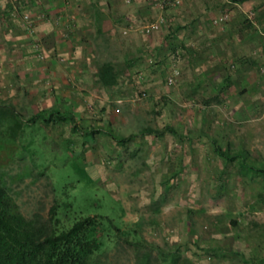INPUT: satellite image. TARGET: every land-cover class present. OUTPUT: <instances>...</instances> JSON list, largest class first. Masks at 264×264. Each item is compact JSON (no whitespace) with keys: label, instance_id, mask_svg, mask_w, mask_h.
<instances>
[{"label":"rangeland","instance_id":"1","mask_svg":"<svg viewBox=\"0 0 264 264\" xmlns=\"http://www.w3.org/2000/svg\"><path fill=\"white\" fill-rule=\"evenodd\" d=\"M263 3L251 0L234 8L225 0H193V9L206 17L209 24L205 26L210 28L214 26L211 19L222 8L241 15L251 8L259 21L264 17ZM159 13L156 10L152 17L133 24L150 21ZM260 67L253 68L256 78L264 74ZM258 80L253 88L254 110L242 122L230 120V103L221 105L215 97L204 103L201 91L188 87L182 91L177 81L170 85L161 82V90L175 101L163 95L154 98L150 88L137 89L120 105L112 102L113 132L126 137L140 134L144 126L160 129L169 124L176 135H135L124 142L112 139V159L107 156L100 162L92 159V151L81 149L67 137L58 141L40 131L23 135L14 155L33 153L41 159L27 162L35 181L31 182L33 176L27 177L17 186L15 200L20 211L26 216L34 211L46 214L52 187L57 196L68 195L83 213L109 216L118 226L138 223L148 243L177 248L182 255L191 256L193 264H261L264 179L240 178L234 165L225 166L210 144L214 138L223 147L230 144L235 149L244 142L250 161L264 166V84ZM142 91L145 96H140ZM86 140L87 146L99 149L104 141L109 143L99 134L93 143L91 135ZM9 154L8 145L0 142V156ZM9 166L12 172L18 169L15 163ZM108 259L114 264H132L133 250L121 241L109 250Z\"/></svg>","mask_w":264,"mask_h":264},{"label":"crops","instance_id":"2","mask_svg":"<svg viewBox=\"0 0 264 264\" xmlns=\"http://www.w3.org/2000/svg\"><path fill=\"white\" fill-rule=\"evenodd\" d=\"M225 2L234 8L245 3ZM17 6L12 15V0H0V104H10L22 115L21 131L7 143L11 154L0 156L2 162L39 161L41 157L33 153H13L23 135L39 131L58 141L67 137L92 151L96 162L112 159V102L119 98L124 102L143 87L150 88L154 98L170 99L161 82L169 85L166 76L176 54L180 66L175 81L180 89L201 91L204 103L209 97L221 105L230 103L233 122L246 120L254 110V84L258 79L264 84L260 80L264 74L260 78L253 74L255 66L264 67V17L260 27H252L245 10L242 15L232 11L223 25L206 28L209 21L193 9V0H187L164 11L170 27L146 35L121 30L152 17L158 9L151 0H19ZM23 11L33 16L32 33L20 24ZM38 50L44 58L37 56ZM104 63L116 72L113 84L99 81L98 68ZM64 113L72 115L78 129L62 117ZM37 114L49 119L26 121ZM97 134L109 141L101 144L102 155L101 149L86 142L91 135L93 143ZM31 142L32 138L26 145ZM240 144L235 148L247 150L244 142Z\"/></svg>","mask_w":264,"mask_h":264},{"label":"trees","instance_id":"3","mask_svg":"<svg viewBox=\"0 0 264 264\" xmlns=\"http://www.w3.org/2000/svg\"><path fill=\"white\" fill-rule=\"evenodd\" d=\"M243 3L249 0H230ZM249 24V21L246 19ZM250 25V24H249ZM99 81L113 84L116 72L109 63L98 68ZM52 116V113L47 114ZM46 115H34L26 118L35 122L39 118L47 121ZM22 115L10 104H0V142L13 141L21 131ZM65 120L73 124L70 113H64ZM176 130L169 124L156 129L144 126L137 135L163 136L166 133L176 135ZM112 139L121 142L131 136H117L109 130ZM210 144L215 155L223 160L225 166L233 164L240 178L264 179V166H257L250 161L248 150L223 147L214 138ZM15 163L18 169L12 172ZM0 167V264H114L108 259V252L125 241L133 250L132 264H193L191 256L182 255L177 248H164L144 240L138 223L118 226L114 219L101 214L83 213L77 209L71 199L56 195L51 187L52 199L46 214L34 211L24 215L15 200L19 194L18 184L33 173L27 171V162H3ZM51 186V185H50ZM236 225V220L231 219ZM189 223V222H188ZM187 230L190 231V223ZM196 244V243H195ZM197 245V244H196ZM198 246V245H197ZM198 249H201L198 246ZM264 264V260L259 261Z\"/></svg>","mask_w":264,"mask_h":264},{"label":"built area","instance_id":"4","mask_svg":"<svg viewBox=\"0 0 264 264\" xmlns=\"http://www.w3.org/2000/svg\"><path fill=\"white\" fill-rule=\"evenodd\" d=\"M19 0H12L13 2V7L11 10V14L15 15L16 11L18 9L17 3ZM125 2H130V0H124ZM153 5L160 11V13L152 20L143 22L141 24H130L129 26L124 27L121 32L122 34H127L129 30H134L137 31L141 34H151L153 32L159 31L163 27H169L170 26V19L164 14V11L168 8L172 7H178L182 5L184 2L187 0H151ZM229 11L227 8H222L212 19L211 23L214 26H221L223 25L228 19H229ZM245 17L249 21L250 26L252 27H260V23L258 21L256 12L254 10L247 9L245 11ZM20 24L22 28L28 32L32 33L34 31V21H33V16L30 12L28 11H23L20 13ZM37 48L38 46L35 45ZM37 56L39 58H44V55L41 51L38 50ZM149 62H152V59H148ZM177 54L173 55V61L171 63V70L169 74L166 76V83L167 84H172L175 81L176 76L179 74V68L177 65ZM261 70H263L261 68ZM145 92L142 91L140 93V96H145ZM122 103V100L119 98L116 100V104L120 105ZM115 111H119V108L116 107Z\"/></svg>","mask_w":264,"mask_h":264}]
</instances>
